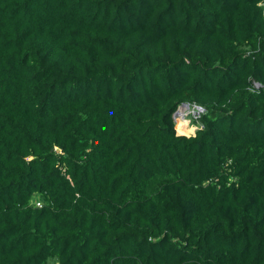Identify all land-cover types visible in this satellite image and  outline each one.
I'll return each mask as SVG.
<instances>
[{"label":"trees","instance_id":"16d2710c","mask_svg":"<svg viewBox=\"0 0 264 264\" xmlns=\"http://www.w3.org/2000/svg\"><path fill=\"white\" fill-rule=\"evenodd\" d=\"M0 264H264V0H0Z\"/></svg>","mask_w":264,"mask_h":264},{"label":"rangeland","instance_id":"374dc122","mask_svg":"<svg viewBox=\"0 0 264 264\" xmlns=\"http://www.w3.org/2000/svg\"><path fill=\"white\" fill-rule=\"evenodd\" d=\"M183 106H185V105H181L180 107H183ZM199 113H200V109H197V108L192 107V106H185L184 107L182 114H179L180 116L178 115L179 117L176 118L178 124L181 127V133H184L182 135L189 136V135H192L194 133V131L196 130V127L191 126V123H192L191 119H192V116L195 117ZM181 133H179V134H181Z\"/></svg>","mask_w":264,"mask_h":264},{"label":"clouds","instance_id":"9594fccd","mask_svg":"<svg viewBox=\"0 0 264 264\" xmlns=\"http://www.w3.org/2000/svg\"><path fill=\"white\" fill-rule=\"evenodd\" d=\"M185 104H187V106H190V104L187 103V102H184V104H183V103L180 104V105L177 107V109H178V115L180 114V112H179V111H180V110H179V109H180V106H181V105H185ZM185 106H186V105H185ZM191 106H192V107H195V108H196V106H197V108L200 107V106H198V105H191ZM200 108H201V107H200ZM177 109H176V111H177ZM202 110H203V109H202ZM176 111H174V112H176ZM178 115H177L176 117L174 116V113H173V115H172V116H173V119H174L175 127H176V122H177V119H176V118L180 116V115H179V116H178ZM192 115H193V114H192ZM191 120H192V119H191ZM191 126H195V127H196V130L198 129V126H197L196 124L191 123ZM196 130L194 131V133H193L192 135L195 134ZM176 133H177V135H182V134H179V133L177 132V130H176ZM185 136H186V135H185ZM189 136H190V135H189ZM39 203H40V202H39ZM40 205H41V204H40ZM36 206H38V205H37V202H36Z\"/></svg>","mask_w":264,"mask_h":264},{"label":"bare ground","instance_id":"6f19581e","mask_svg":"<svg viewBox=\"0 0 264 264\" xmlns=\"http://www.w3.org/2000/svg\"><path fill=\"white\" fill-rule=\"evenodd\" d=\"M184 107H185V106H183V107H180V109H179V110H180V111H179V112H180V114H182V111H183ZM177 123H178V122H177Z\"/></svg>","mask_w":264,"mask_h":264},{"label":"water","instance_id":"95a60500","mask_svg":"<svg viewBox=\"0 0 264 264\" xmlns=\"http://www.w3.org/2000/svg\"><path fill=\"white\" fill-rule=\"evenodd\" d=\"M184 104V103H183ZM187 106V104H185ZM178 115V109L176 112H174V116L176 117Z\"/></svg>","mask_w":264,"mask_h":264},{"label":"built area","instance_id":"2783aa9c","mask_svg":"<svg viewBox=\"0 0 264 264\" xmlns=\"http://www.w3.org/2000/svg\"><path fill=\"white\" fill-rule=\"evenodd\" d=\"M196 108H197V106H196ZM197 109H200V111H202V108H200V107H198ZM37 205L40 206V203L37 202Z\"/></svg>","mask_w":264,"mask_h":264}]
</instances>
